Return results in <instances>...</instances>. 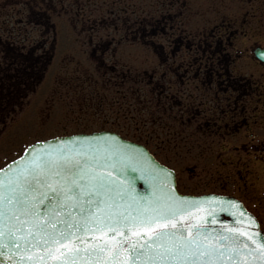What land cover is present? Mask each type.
I'll return each mask as SVG.
<instances>
[{"label": "snow or ice", "instance_id": "1", "mask_svg": "<svg viewBox=\"0 0 264 264\" xmlns=\"http://www.w3.org/2000/svg\"><path fill=\"white\" fill-rule=\"evenodd\" d=\"M46 144L0 168V256L8 264H264L254 218L244 229L209 232L205 217L215 222L214 212L200 215L198 202L114 140ZM129 171L150 184L149 195L121 179Z\"/></svg>", "mask_w": 264, "mask_h": 264}, {"label": "flooded vegetation", "instance_id": "2", "mask_svg": "<svg viewBox=\"0 0 264 264\" xmlns=\"http://www.w3.org/2000/svg\"><path fill=\"white\" fill-rule=\"evenodd\" d=\"M139 3L142 19L136 2L111 0L96 26L83 29L96 37L81 53L96 58L124 126L139 106L152 129L191 131L211 160L225 164L233 148L264 164V0H158V14ZM136 41L155 59L147 58L143 77L117 58ZM138 83L147 90L136 91Z\"/></svg>", "mask_w": 264, "mask_h": 264}, {"label": "rangeland", "instance_id": "3", "mask_svg": "<svg viewBox=\"0 0 264 264\" xmlns=\"http://www.w3.org/2000/svg\"><path fill=\"white\" fill-rule=\"evenodd\" d=\"M5 1L9 3V0H0V4L4 5L3 2ZM83 1L85 3L81 2L82 10L79 11V8L70 6L71 13L73 15L75 12L83 13L85 17L95 20L102 2L99 0L98 2L97 0ZM127 1L131 4L136 2V5H139L137 14L142 19L144 16V3L138 4V2L143 0ZM157 2L158 0H147V13L150 10L152 12V9L156 14L159 13L158 9L155 8V6H158ZM131 4L127 8L128 15L134 9ZM55 6L54 12L50 11L49 14L53 15L51 21L55 19L57 52L60 54L59 49L64 46V51L66 50L70 54L74 48L70 46L81 42L74 40L75 34L68 21L69 16L67 19L65 15L69 7L66 6L65 8L64 6L61 10L56 3ZM47 8H50V6L43 3L42 7L31 14L28 8V10L23 8V12H19L21 7H0V24L4 22L16 26L19 17L38 24L43 19L41 17L42 11H48ZM59 13L64 15L56 17ZM44 19L46 18L44 17ZM79 26L78 22L76 27ZM29 28L35 29L36 26ZM38 30L40 31L39 28ZM36 33L40 36V32ZM0 35H4L2 30ZM35 37L32 36L31 39L34 40ZM38 39L40 41V37ZM81 39L83 40V38ZM117 58L122 61L128 60L127 64L134 66L135 71L139 72L141 76L144 70H149L147 68V58L155 60L151 55L148 57L146 47H142L137 42L123 48ZM72 59L78 58H65L61 65L53 67L50 75L45 78L37 93L10 121L11 124L5 126L6 131L0 139L2 149L0 151V167L5 162L20 156L26 146L37 140L65 134L90 132L102 127L109 128L112 125H115V128L125 127L121 125L125 120L122 115L123 111L118 110L117 113L115 106L112 105V96L101 87L100 71L96 68L95 63L91 62L90 59H84L77 64L74 61L70 63L69 61ZM138 86L140 91L147 90L142 85ZM136 119L139 123L131 125L133 130L126 129L120 132L127 138L138 139L146 145L147 139H149L150 150L158 159L177 172L178 188L182 193L196 195L208 191L224 190L226 194L244 197L249 209L259 217L264 230L263 163L255 158V160L249 162L245 161L246 159L237 161L236 157L231 156L230 158L227 156L226 167L221 161L211 160L208 157L207 149L197 148L192 144L193 133L191 131L153 130V126L145 121L147 118L144 116L136 115ZM138 128H141V130H138ZM252 157L254 155L250 156V158ZM248 169L251 173L248 172Z\"/></svg>", "mask_w": 264, "mask_h": 264}, {"label": "water", "instance_id": "4", "mask_svg": "<svg viewBox=\"0 0 264 264\" xmlns=\"http://www.w3.org/2000/svg\"><path fill=\"white\" fill-rule=\"evenodd\" d=\"M93 138H103L109 141H115L117 144L121 145L125 149L129 150L137 154L138 156L142 157L145 168L154 170V176L158 179H163L167 183L172 184L175 187V175L174 172L167 169L166 167L162 166L155 158L149 154L148 150L143 147L142 145L135 144L133 142L126 141L122 139L119 135L111 132H101L95 133L92 135H79V136H72V137H64V138H57L55 140L48 141L47 145H52L56 147V141L59 139L64 140H72L75 141L77 144L84 143L86 141H90ZM37 145V144H36ZM33 145L31 147H35ZM30 147V148H31ZM122 180H127L133 184L137 192L141 195H149L151 192L150 184L140 178V173H133L129 171L126 176L121 177ZM176 189V188H175ZM189 202H198V213L200 215H204L205 212H214L215 213V222L211 215L206 216V229L211 232L215 230L216 233H220L224 227H240L242 229L248 227V217L251 216L242 204L237 200L231 197H221V196H202V197H193V196H182ZM221 209H227L228 211H222ZM235 213V214H233ZM245 221L246 223H238L239 221ZM255 224L258 228V224L254 218ZM259 230V228H258ZM260 231V230H259ZM0 263L1 264H8L6 256H0ZM51 264V262H50Z\"/></svg>", "mask_w": 264, "mask_h": 264}, {"label": "trees", "instance_id": "5", "mask_svg": "<svg viewBox=\"0 0 264 264\" xmlns=\"http://www.w3.org/2000/svg\"><path fill=\"white\" fill-rule=\"evenodd\" d=\"M16 42L19 43L0 35V59L4 62L0 70V120L9 114L13 102L19 104L25 100L26 93L39 80L42 71L40 64H37L39 58L33 55V49L26 47L28 44L26 35L23 36L21 50ZM11 51L15 54L13 55ZM19 51L20 57L17 59ZM19 88H22V93L19 92Z\"/></svg>", "mask_w": 264, "mask_h": 264}]
</instances>
